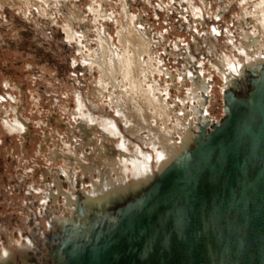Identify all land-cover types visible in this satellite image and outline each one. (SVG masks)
I'll return each mask as SVG.
<instances>
[{"label": "rangeland", "instance_id": "rangeland-1", "mask_svg": "<svg viewBox=\"0 0 264 264\" xmlns=\"http://www.w3.org/2000/svg\"><path fill=\"white\" fill-rule=\"evenodd\" d=\"M257 2L128 0L126 9L155 41L154 55H160L163 66L173 75L168 78L170 84H179L180 74L187 72L186 66L200 71L199 65L192 63L191 55L195 61L203 62L204 79L213 90L209 108L215 122L224 117V102L223 80L214 66H219L220 59L226 56L246 64L245 55L236 45L240 44V33L248 27L243 12L253 11ZM101 3L102 10L111 14L112 19L105 16L99 22L95 20L96 14L90 7L100 8ZM122 9V0H0V254L13 251L14 264H53L51 249L55 236L64 229L58 217L71 219L74 213L76 219H85L95 208L83 193L84 187L86 191L91 187L89 174L75 166L77 175L72 191L59 171L72 170L69 159L55 155L73 152L83 164L98 168L101 161L120 156L118 131L131 140L129 152L134 149L133 144H139L143 152L151 150L149 144L125 130L113 110L102 102L91 101L93 87L99 80L98 69L90 70L82 64L75 41L67 37V30L73 29L83 44L91 41L94 48L92 40L97 38V28H104L118 45L120 25L114 19H121ZM249 76L247 72L237 93L249 90ZM161 78L165 84L166 75ZM187 84L181 90L171 88L174 99L185 96L191 87ZM16 117L27 121L24 132L11 129ZM113 122L116 125L112 126ZM192 128L196 130V125ZM105 131L112 132L106 133L110 138L103 141L108 145L107 157L103 158L98 147L104 148L101 142ZM97 173L94 170L93 180L98 178ZM55 177H59L63 190L80 198L82 216L78 204L76 211H72L61 194L56 200H43ZM129 198L130 195L125 200ZM123 200L115 205H121ZM21 244L30 248L23 250ZM22 255L29 261L23 262ZM0 263L6 264L1 257Z\"/></svg>", "mask_w": 264, "mask_h": 264}, {"label": "water", "instance_id": "water-1", "mask_svg": "<svg viewBox=\"0 0 264 264\" xmlns=\"http://www.w3.org/2000/svg\"><path fill=\"white\" fill-rule=\"evenodd\" d=\"M249 73L145 191L62 229L53 264H264V65Z\"/></svg>", "mask_w": 264, "mask_h": 264}, {"label": "bare ground", "instance_id": "bare-ground-1", "mask_svg": "<svg viewBox=\"0 0 264 264\" xmlns=\"http://www.w3.org/2000/svg\"><path fill=\"white\" fill-rule=\"evenodd\" d=\"M122 1L121 19L119 20L116 16L114 19L120 25L117 32L118 45L113 37L107 35L104 28H97V38L92 40L96 44L94 48V45L91 46V41L83 44L82 38L73 29L67 30V37L75 41L77 52L82 57V64L88 66L90 70L98 69L99 80L93 87L91 101L93 103L102 102L104 107L113 110L123 123L125 130L144 144H149L151 150L143 152L139 144H133L134 149L129 152L128 146L132 145L131 140L126 139L118 131L117 134L121 135L120 144L122 146L119 149L120 156L101 161L98 168H95L94 164H83L78 154L73 152L55 155L69 159L68 164L72 166V170L62 168L59 171L65 175L72 191L75 189L77 175L74 171L75 166H80L84 174H89L92 181L91 187L88 191H86L87 188H83L84 196L89 204L95 205L91 211L96 210L103 216L109 215V217H111L109 213L111 206L128 195H138L145 191L155 181L157 174L172 163L180 153L192 147L200 126L214 123L209 108L213 90L209 86L210 82L204 79L203 62L195 61L194 55H191L192 63H197L200 71H191V68L186 66L187 72L180 74L179 84L174 82L170 84L168 78L172 79L173 75L163 66L160 55H154L152 47L155 41L146 30L138 26L136 17L126 9L129 4L128 0ZM101 5L102 3L100 8L90 7L96 14L95 20L99 22V18H105V16L112 19L113 16L107 15ZM242 16L248 27L240 33V44L236 46L245 55L246 64H242L241 61L233 62L224 55L226 58L220 59V65L214 66L223 80L222 94L229 90H237L250 69L257 70L258 66L264 65V0H259L255 3L253 11L246 10ZM85 39L88 40L87 36ZM162 75H166L165 84L162 82ZM157 76H159L158 79ZM187 83L191 87L187 88L185 96L178 95L174 99L171 88L176 87L181 90ZM177 108L180 112L176 113ZM225 114L224 112V116ZM196 120L197 123L194 124L193 121ZM26 123L16 117L10 127L12 130L24 132ZM111 125L114 126L116 123L113 122ZM192 125H196V130L192 128ZM110 132L112 131L103 133L105 136L101 143L104 148L98 147L103 158L107 157L106 148L108 146L104 145L103 141L110 138L106 135ZM94 140L96 141V138ZM94 170H98L96 180H93ZM128 175H131V179ZM58 178L55 177L54 184L48 186L43 200L46 201L49 197L56 200L61 194L65 205L74 211L75 205H79L80 198L74 196L69 190H63ZM55 187L56 193L54 192ZM88 220L89 218L76 219L74 213L71 219L62 220L58 217V221L64 228L67 225L75 228L80 223L85 224ZM23 248L26 250L30 247L24 245ZM0 257L6 264L16 262V255L13 251H4ZM22 260L25 263L29 261L23 255Z\"/></svg>", "mask_w": 264, "mask_h": 264}]
</instances>
